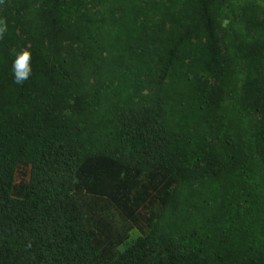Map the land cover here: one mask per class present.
<instances>
[{
	"label": "trees",
	"instance_id": "16d2710c",
	"mask_svg": "<svg viewBox=\"0 0 264 264\" xmlns=\"http://www.w3.org/2000/svg\"><path fill=\"white\" fill-rule=\"evenodd\" d=\"M0 19V264H264V0Z\"/></svg>",
	"mask_w": 264,
	"mask_h": 264
},
{
	"label": "clouds",
	"instance_id": "9594fccd",
	"mask_svg": "<svg viewBox=\"0 0 264 264\" xmlns=\"http://www.w3.org/2000/svg\"><path fill=\"white\" fill-rule=\"evenodd\" d=\"M2 2V0H0ZM7 32V24L4 19H0V38ZM32 55L29 50H21L15 53L11 70L16 84H23L32 74Z\"/></svg>",
	"mask_w": 264,
	"mask_h": 264
}]
</instances>
